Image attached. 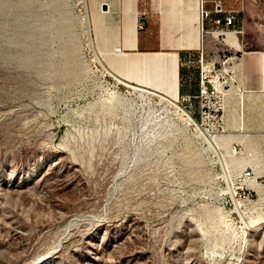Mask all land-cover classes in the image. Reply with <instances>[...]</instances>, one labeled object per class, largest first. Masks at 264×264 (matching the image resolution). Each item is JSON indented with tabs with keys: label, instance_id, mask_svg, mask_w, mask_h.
I'll return each instance as SVG.
<instances>
[{
	"label": "rangeland",
	"instance_id": "obj_1",
	"mask_svg": "<svg viewBox=\"0 0 264 264\" xmlns=\"http://www.w3.org/2000/svg\"><path fill=\"white\" fill-rule=\"evenodd\" d=\"M242 4L243 48L264 49V0ZM91 30L89 0H0V264H264L246 119L188 123L166 87L122 83ZM212 30L203 65L225 84L233 33Z\"/></svg>",
	"mask_w": 264,
	"mask_h": 264
},
{
	"label": "crops",
	"instance_id": "obj_2",
	"mask_svg": "<svg viewBox=\"0 0 264 264\" xmlns=\"http://www.w3.org/2000/svg\"><path fill=\"white\" fill-rule=\"evenodd\" d=\"M96 1L89 0L91 31L97 43L102 44L108 54L114 55L107 60L112 71L128 82H141L145 87H166L173 95L194 96L198 93L200 64L204 54L208 55V43L201 32L207 34L211 29L208 20H199L200 0H99L100 9H97ZM223 1L225 8L238 6L237 2ZM103 4L108 5L107 11L102 10ZM204 6L212 8L210 2ZM113 18L115 33L106 39L103 31ZM141 18L146 22L140 21ZM244 18L243 12L234 27L243 29ZM252 23L255 28V25L264 24L262 20ZM228 32L230 35L232 31ZM243 37L236 35V43L232 44L235 50L230 52L239 59H232L229 65L231 74V69H237V79L223 83L220 92L226 103L223 105V123L228 130L233 126L228 120L230 117L246 119L247 131L243 135L248 140L241 138L239 141L247 154L241 159L243 164L258 167L264 160V126L260 121L264 119V49H244ZM219 49L229 50L225 46ZM238 103L243 110L240 114L236 111ZM196 111L194 100L191 112L196 114ZM238 129L243 130V125ZM230 131L237 132L235 128ZM224 136L229 144L230 137ZM232 141V147L241 146L237 140Z\"/></svg>",
	"mask_w": 264,
	"mask_h": 264
},
{
	"label": "built area",
	"instance_id": "obj_3",
	"mask_svg": "<svg viewBox=\"0 0 264 264\" xmlns=\"http://www.w3.org/2000/svg\"><path fill=\"white\" fill-rule=\"evenodd\" d=\"M237 1V7H224L223 0H200L199 14L200 21L208 20L211 29L208 31L213 32V28L223 27L222 33H227L231 30L235 36L242 32V28H235L234 24L239 16L243 14V4L242 0ZM210 2L212 4L211 9L205 8L204 4ZM223 45L225 48L230 49L231 45L234 43L233 40H223ZM233 61H238V56H231ZM212 69L214 68V63L211 64ZM230 71V70H229ZM197 103L196 114L191 112V103L193 101ZM221 94L217 90L214 83L210 78H207L205 73L203 60L200 64V86L199 91L194 96H178L177 103L187 110L190 118L193 120L194 125L204 124L209 126L211 130L223 131V105L220 102ZM197 115V117H195ZM199 120V123H198ZM236 151L238 148L233 146ZM254 172L251 168H246L244 170V176L247 178L253 177Z\"/></svg>",
	"mask_w": 264,
	"mask_h": 264
},
{
	"label": "bare ground",
	"instance_id": "obj_4",
	"mask_svg": "<svg viewBox=\"0 0 264 264\" xmlns=\"http://www.w3.org/2000/svg\"><path fill=\"white\" fill-rule=\"evenodd\" d=\"M104 6L106 7V8H104ZM199 6H200V3H199ZM108 5L107 4H103V7H102V10H104V11H107L108 10ZM200 15V14H199ZM84 19H85V22H86V26H87V30L89 31V27H88V21H87V16H86V14L84 15ZM199 20H200V18H199ZM228 33H230V32H227V33H224V34H228ZM231 38V39H230ZM230 38H228V36L227 37H223V40H233L234 41V43H236V36L235 35H233L232 37H230ZM231 48H233L232 47V45H231ZM234 49V48H233ZM119 50V49H118ZM119 52V51H118ZM228 68V67H227ZM226 68V70H228ZM205 69L207 70L208 69V66L206 65V67H205ZM230 69V68H229ZM224 72V71H223ZM226 72V71H225ZM224 72V73H225ZM230 72V71H229ZM122 83H124V84H127V82L128 81H126V80H124V79H122L121 78V80H120ZM213 83H214V85H215V87L217 88V90L218 91H220L221 89H222V85H223V81H219V79L217 78H214V80H213ZM140 86V85H139ZM178 98V97H177ZM173 101V100H172ZM175 102H177V99L175 100ZM178 104V103H177ZM179 105V104H178ZM180 106V105H179ZM180 108H181V110H182V113H183V115L185 116V118H187V122L188 123H191L192 122V124H194L193 123V120L190 118V115L188 114V112H187V110L186 109H184L183 107H181L180 106ZM195 126H199V125H195ZM198 130H203V129H201V128H199L198 127ZM250 178H252V177H250ZM250 178H248V179H250Z\"/></svg>",
	"mask_w": 264,
	"mask_h": 264
},
{
	"label": "water",
	"instance_id": "obj_5",
	"mask_svg": "<svg viewBox=\"0 0 264 264\" xmlns=\"http://www.w3.org/2000/svg\"><path fill=\"white\" fill-rule=\"evenodd\" d=\"M104 8H106V7L104 6ZM140 21L146 22L144 18H141Z\"/></svg>",
	"mask_w": 264,
	"mask_h": 264
}]
</instances>
